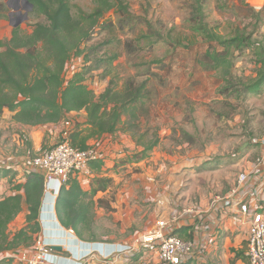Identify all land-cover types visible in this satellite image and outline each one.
Masks as SVG:
<instances>
[{
    "label": "rangeland",
    "instance_id": "rangeland-1",
    "mask_svg": "<svg viewBox=\"0 0 264 264\" xmlns=\"http://www.w3.org/2000/svg\"><path fill=\"white\" fill-rule=\"evenodd\" d=\"M95 1L72 0L73 14L77 15L79 9L91 12ZM123 1L131 17L125 20L115 9L107 12L91 40L82 45L84 54L74 55L69 61L65 78L67 82L75 72L92 66L84 83L97 96L109 85L119 90L129 81L146 82L148 112L135 121L138 126L133 130L120 125L115 139L120 146L111 155L102 153L103 175L112 177L113 183L101 194L103 202L95 208L96 221L92 225V232L100 239L112 236L129 243L145 232L166 206L170 205L171 212L181 207L174 183L175 178L178 181L175 167L183 157H223L234 164L231 170L235 181L241 172L249 170L248 162L256 163L261 158L256 139L264 134V85L256 94L246 88L245 83L256 76L259 66L257 50L251 48L233 47L235 66L226 81L221 71L204 70L197 64L196 59H203L209 44L192 30L190 18L196 14V0ZM0 3L5 4L0 6V40L10 39L15 27L31 33L36 23L44 21L24 0ZM203 11L206 22L223 36L233 37L239 27L250 34L252 43H264V0H203ZM116 54L112 67L93 65L98 59ZM13 115L5 109L0 117L3 191L25 180L31 171L29 162L51 147L59 134L52 126L19 124ZM68 117L78 122L80 129L87 126L84 110ZM142 134L145 142L159 136V144L149 157L131 163L132 156L142 149L138 144ZM96 141L90 140V145ZM163 193L171 195L170 203L161 206L157 195ZM191 201L196 202L194 198ZM126 217H131V221ZM15 223L9 225L11 235L22 224L21 220ZM231 250L227 253L228 264H233L235 258ZM239 256L234 264H249L246 256ZM227 258L219 254L214 262L222 264ZM11 261L24 264L14 258ZM206 263L207 260L203 264Z\"/></svg>",
    "mask_w": 264,
    "mask_h": 264
},
{
    "label": "trees",
    "instance_id": "trees-1",
    "mask_svg": "<svg viewBox=\"0 0 264 264\" xmlns=\"http://www.w3.org/2000/svg\"><path fill=\"white\" fill-rule=\"evenodd\" d=\"M28 1L33 10L44 17V21L36 23L31 33H23L19 27H15L10 39L0 40V117L8 109L14 112L15 122L37 126L59 123L69 113L84 110L87 113V126L80 129L78 124L71 136L73 145L81 149H88L92 139L116 132L120 125H127L125 130L137 127L135 121L139 120L141 114L148 112L146 82L135 84L129 81L119 90L109 85L97 96L84 83L85 75L92 66L75 72L67 82L65 78L69 61L74 55L84 54L82 45L91 40L95 28L100 25L106 13L115 9L127 20L131 17L128 5L123 0H96L91 12L79 9L76 15L72 11V0ZM0 6L5 7V4L0 3ZM195 6L196 14L190 18L192 30L209 44L203 59H196L197 64L204 70L221 71L226 81L235 66L232 60L233 47L257 50L259 60L256 64L259 66L256 76L245 85L250 93H258L264 85V43H252L250 34L247 35L239 27L233 37L223 36L216 27L206 22L203 0H196ZM85 56L88 62V55ZM116 58L117 54L101 58L93 65L96 68L104 65L112 67ZM144 137L142 134L138 138L142 149L129 162L143 161L159 144V136L147 142ZM104 166L102 160L93 163L96 175L88 190L71 178L57 197V218L79 237L85 234L95 237L92 232L95 207L97 202L99 204L103 200L99 198L96 201L94 197L99 192L109 190L113 183L112 177L103 175ZM10 189L11 194L0 196V252L29 248L35 235L43 230L40 222L46 200L43 176L39 172H29L24 181L14 183ZM25 206L28 210L27 225L11 235L9 225ZM236 254V258H239L243 252ZM0 264H12V261L6 258Z\"/></svg>",
    "mask_w": 264,
    "mask_h": 264
},
{
    "label": "built area",
    "instance_id": "built-area-1",
    "mask_svg": "<svg viewBox=\"0 0 264 264\" xmlns=\"http://www.w3.org/2000/svg\"><path fill=\"white\" fill-rule=\"evenodd\" d=\"M73 122L69 117L61 120V128L55 143L29 162L30 172H39L43 176L45 198L48 196L52 199L50 210L53 213L61 189L71 178L76 179L81 186L87 183L90 185L96 175L92 167L93 163L102 160L105 165L102 142L96 141V144L90 145L88 149L73 145L71 136L79 124L76 121ZM256 143L260 145L262 156L257 160L255 170L241 172L234 187L227 193L214 196L207 214L201 217L199 228L203 229L202 234L207 235L192 231L189 232L188 238H184L177 234L179 228L187 226L183 223V216L193 211L191 208H186L182 213H174L169 218L159 217L151 228L129 243L121 244L111 251L100 252L99 248H94L77 258L73 264H87L86 259L98 252L104 260L112 259L116 255H125L126 258L135 259L152 260L154 258L158 264H203L208 244L209 247L216 246L220 240L219 225L212 232L213 212L222 217L231 210H234L247 228L245 256L249 264H264V208L252 206L243 191L251 176H258L261 173L260 167L264 163V134L256 139ZM68 231L74 236L73 229L70 228ZM60 245L47 240L40 232L29 248L13 251L7 259L14 258L24 264H57L60 256L55 246Z\"/></svg>",
    "mask_w": 264,
    "mask_h": 264
},
{
    "label": "crops",
    "instance_id": "crops-1",
    "mask_svg": "<svg viewBox=\"0 0 264 264\" xmlns=\"http://www.w3.org/2000/svg\"><path fill=\"white\" fill-rule=\"evenodd\" d=\"M73 113L75 112L69 113L68 116L72 115ZM46 126H52L53 130H55V133H57L61 127V123H51L44 125L43 128ZM116 133L117 132L107 133L104 134L100 139H95L102 142L103 152L107 153L108 155L113 154V151H115V149H117L121 144L118 140H115ZM182 159L183 160L180 161L175 167V174L178 177V181L175 178L174 183V185L177 184V186H175V189H177V194H180L181 196L179 198L181 210L178 208L179 210L171 212L173 209H170V205H168L161 213L162 215L159 217L169 218L174 212L182 213L184 209L191 208L193 211L190 214H185L182 218L183 223H185L187 226L184 228H179L177 230V234L184 238H188L189 232L192 231H196L200 235H207L202 234L203 229L199 228L201 217H204L207 214L211 206L210 202L214 196L227 193L234 187L236 181L234 180V173L232 176L231 170L234 164H230L223 157H213L211 155L197 157L195 154L192 156L183 157ZM256 164L257 162H248L247 166L249 170L247 171L255 170V167H257ZM260 169L261 173H259L258 176L252 175L243 191L245 197L252 206H260L261 208H264V163ZM82 188L88 190L90 185L88 183L83 184ZM106 192H99L94 197V199L97 201L101 197V194ZM3 193H5L4 195H9L12 193V191L10 188L8 189L6 187L4 191L0 189V195ZM170 196L171 195L167 193L157 195V198L159 199L158 204L161 206L169 204ZM192 197L196 200V202L191 201L193 199ZM49 202L50 198L47 196L40 218L41 225H43V230L41 233L45 235L47 240L61 244V250H56L60 256L57 264H73L77 258L85 255L94 248H99L98 250L100 252L105 250L111 251L118 248L121 244L127 242V240H120L119 238L112 236L100 239L97 236L93 237L85 234L84 237H79L75 231L73 236L68 231L70 228L64 227L57 218L55 206L54 213L49 210ZM175 203L178 205V202ZM98 206L99 205L97 202L95 208H99ZM117 210L120 209L117 208ZM27 214L28 210L25 206L23 211L16 217L17 219L15 218L11 224H16V220H21L22 224L19 226V230L24 228L27 225ZM48 215H51V217L48 218ZM126 220L131 221V217H126ZM213 220V225H211L212 232H214L216 226L219 225L218 232L220 240L219 244L216 246L209 247L208 244L207 251L204 254L205 262L207 260L206 264H209V262H212L211 264H215L214 259L219 254L227 258V253L230 248H232L231 251L235 253V258L233 259L235 263V261L239 259L236 258L237 252H243V257L245 256L247 228L244 225V222H241V218L234 213V210H231V212L222 217L219 214L213 212ZM154 223H152L149 228H151ZM11 253H13V251L0 252V261L5 260ZM125 258V255H116L112 259L104 260L101 258L98 252L97 254L87 258L86 262L87 264H158L154 258L152 260L138 258L134 260H127ZM209 258L211 261H209ZM228 262L229 259L227 258V260L223 261L222 264H228ZM242 262L243 264H246L244 261Z\"/></svg>",
    "mask_w": 264,
    "mask_h": 264
},
{
    "label": "water",
    "instance_id": "water-1",
    "mask_svg": "<svg viewBox=\"0 0 264 264\" xmlns=\"http://www.w3.org/2000/svg\"><path fill=\"white\" fill-rule=\"evenodd\" d=\"M24 2L30 9L33 8L32 4H30L28 0H24ZM55 249L56 250H61V246H55Z\"/></svg>",
    "mask_w": 264,
    "mask_h": 264
},
{
    "label": "bare ground",
    "instance_id": "bare-ground-1",
    "mask_svg": "<svg viewBox=\"0 0 264 264\" xmlns=\"http://www.w3.org/2000/svg\"><path fill=\"white\" fill-rule=\"evenodd\" d=\"M259 2V1H258ZM261 2V1H260Z\"/></svg>",
    "mask_w": 264,
    "mask_h": 264
}]
</instances>
